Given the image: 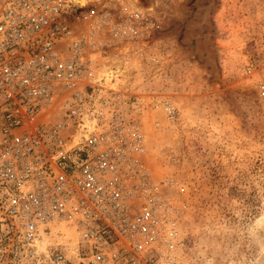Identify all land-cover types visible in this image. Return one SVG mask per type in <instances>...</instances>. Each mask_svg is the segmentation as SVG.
Masks as SVG:
<instances>
[{
  "label": "rangeland",
  "instance_id": "374dc122",
  "mask_svg": "<svg viewBox=\"0 0 264 264\" xmlns=\"http://www.w3.org/2000/svg\"><path fill=\"white\" fill-rule=\"evenodd\" d=\"M91 8L98 17L77 21L86 56L126 70L120 99L142 105L124 110L143 134L137 167L179 217V235L140 264H264V0H97L81 10ZM44 244L33 253L0 230V264H49Z\"/></svg>",
  "mask_w": 264,
  "mask_h": 264
},
{
  "label": "built area",
  "instance_id": "2783aa9c",
  "mask_svg": "<svg viewBox=\"0 0 264 264\" xmlns=\"http://www.w3.org/2000/svg\"><path fill=\"white\" fill-rule=\"evenodd\" d=\"M84 6L0 4V230L33 253L45 243L49 264H140L179 235L178 212L137 167L143 134L124 110L142 105L120 99L126 70L86 56L77 21L98 15Z\"/></svg>",
  "mask_w": 264,
  "mask_h": 264
},
{
  "label": "bare ground",
  "instance_id": "6f19581e",
  "mask_svg": "<svg viewBox=\"0 0 264 264\" xmlns=\"http://www.w3.org/2000/svg\"><path fill=\"white\" fill-rule=\"evenodd\" d=\"M73 1L77 2L79 5L84 6V5H87L88 3H91L93 1L95 2L97 0H73Z\"/></svg>",
  "mask_w": 264,
  "mask_h": 264
}]
</instances>
